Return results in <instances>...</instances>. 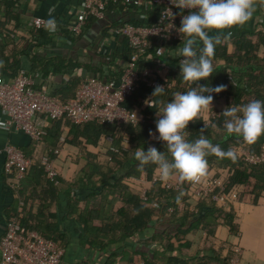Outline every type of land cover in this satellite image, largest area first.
Segmentation results:
<instances>
[{"label": "trees", "instance_id": "obj_1", "mask_svg": "<svg viewBox=\"0 0 264 264\" xmlns=\"http://www.w3.org/2000/svg\"><path fill=\"white\" fill-rule=\"evenodd\" d=\"M254 3L256 11L262 12L264 0H254ZM108 7L119 12L131 10L130 15H133V19H128L126 23L134 25H148L157 16V11L152 9L153 7L150 4L143 8L142 14L138 13L132 6L122 3H110ZM147 16L151 19L146 20ZM33 30L31 37L42 36L39 29L34 28ZM216 34L214 32L211 35ZM255 34L257 40L253 41L252 37ZM167 47L171 48L169 55L150 51L144 58L145 64L148 65L151 64L153 59H161L167 63L169 67L168 80L172 82V87L166 89L164 95L152 98L154 88H147L144 84L139 83L137 89L124 101V106L128 111H132L134 108L139 109L140 114L144 117L141 124L137 126L119 123L110 125H98L96 123L72 125L65 121L69 127V133L65 139L66 143L73 144L75 140L80 139L79 141H83L84 145L99 148L104 158L106 156L111 157L110 161L99 160L95 155L86 154V164L80 170L79 184L81 188L90 191V194L85 199H80L76 195L72 196L67 207L69 215L75 214L73 216L82 226L83 237L88 240L91 239L87 242L89 247L95 248L98 246L100 249L103 247L107 249L108 245L113 242L120 244V247L115 248L113 252H109L103 264H115L118 256L126 264H211L210 262L216 260V256L215 253L214 257L208 255V252L212 253L210 249L198 250L193 256L184 253V250L188 247L186 236L197 229L211 234L212 229L219 225L226 227L231 233H236L237 230L230 212H226L222 207L212 202H193L190 200L188 191L193 183L184 180L179 175L170 178L173 183L179 186L177 191L164 190L157 184L149 191L145 201L141 200L138 193L127 186L124 180L128 178L137 179L141 175L150 177L157 167L152 163L141 165L139 161L134 159L133 153L137 147H144L147 150L149 145H153L167 154V149L162 145L152 144L149 141V131L155 132L156 110L162 107L159 101L167 102L175 92H184L190 87L203 84H210L212 87L224 85L225 89L222 92L213 93L212 95L214 100L223 96L229 98L228 106L232 103H247L253 99L264 100V55L262 57L258 56L259 49L261 47L264 49V28L259 33H256V28L252 31H240L237 36L230 37L218 45L213 58L215 72L206 80L198 81L196 85L185 82L180 75L179 64L183 57L175 55L177 45L168 44ZM229 47H232L233 51L228 52ZM126 56L128 58V51L123 55L125 58ZM34 67H37L36 63ZM39 67L40 70L46 72V67L41 65ZM79 84L76 86L74 93ZM148 96H150L153 103L156 102L155 107L146 105ZM224 119L222 114L211 119L218 127L213 128L209 124L205 133L209 139L220 144L225 150L230 147L233 148V146L246 144L251 152L258 151L259 146L264 143V135H261L254 144L249 145L241 138L226 134L223 128ZM61 121L64 120L54 121L52 129L47 130L41 141L48 137L51 131L56 132L54 138L58 140ZM203 126L204 122L200 118L190 121L188 139L195 140L198 138L199 131ZM216 131H219V133ZM106 136L113 138V145L117 148L118 153L114 154L108 151V146L103 141ZM80 149H83V147ZM208 160L209 166L228 170L227 192L233 191L238 186L244 187L240 195L242 200L249 198L250 194L260 189L259 184H264V165L248 166L240 158L233 162L229 159H218L214 155H210ZM39 170L45 184L53 189V184L45 178L40 165ZM26 175L27 172L25 177ZM21 185L17 190L20 197H22ZM109 197L111 198L107 201ZM95 200H98L96 205L92 204L91 207L87 205L89 201L95 202ZM117 200L121 202V208L114 215L112 213L110 215L111 210L105 213L104 208H107L105 206L111 208ZM81 202H86L82 209L79 208ZM170 208L172 211L168 212L167 210ZM192 209H196L197 212H192ZM22 220L21 216L23 226L36 230L39 234L53 240L60 248L64 249L67 240L57 234L54 225L47 224L43 226L38 220L31 225ZM95 221H99L101 225L99 227L94 225ZM147 231H151V235L143 243L144 247L133 248L131 245L132 239L145 234ZM116 234L118 235L115 237ZM99 235H108L110 238L107 243H103L97 241ZM118 250H122V252ZM230 254L229 250L226 260L221 261L223 264H228Z\"/></svg>", "mask_w": 264, "mask_h": 264}, {"label": "crops", "instance_id": "obj_2", "mask_svg": "<svg viewBox=\"0 0 264 264\" xmlns=\"http://www.w3.org/2000/svg\"><path fill=\"white\" fill-rule=\"evenodd\" d=\"M81 10L82 0H0V80L13 78L19 70L37 71L41 74L38 85L45 86L47 92L62 99L72 98L76 86L84 78L95 73L99 78L116 81L126 64L127 56L125 58L123 55L127 51L129 53V49L126 40L111 35L110 29L120 21L126 23L128 19L132 20L131 10L119 12L107 7L103 20L91 19L79 35H72L68 32V26ZM260 13L255 10L247 23L228 30L231 32L230 37L237 36L240 31H252L254 28L256 33L262 32L264 23L259 22ZM35 18H41L45 22L43 27L37 28L42 33V36L37 38L30 36L35 28L31 26ZM49 19L55 20V31L48 29ZM150 19L151 17L147 16L146 20ZM214 32H209V35ZM252 40H257L256 34ZM231 51L233 48L229 47L228 52ZM263 55L264 49L261 47L258 56ZM35 63L37 67H34ZM40 65L46 67V72L40 70ZM229 102L230 99L225 96L217 98L212 102V110L216 114H202L200 120L206 116L211 119L220 116ZM155 116L158 119L157 115ZM7 121L6 114L0 110V239L4 233L6 219L20 214L22 221L31 225L36 220L43 226L54 225L57 234L67 240L60 264H103L109 252L120 247V244L113 242L107 249L89 247L87 242L91 239L83 237L82 226L73 216L75 214L69 215L67 208L72 196L85 199L90 194V191L81 188L79 184L80 170L86 164L87 153L95 155L99 160L105 159L100 149L84 145L80 139L75 140L73 144L66 143L69 127L65 121L60 122L58 140L54 138L56 132L51 131L41 142L31 140L14 127L7 128ZM53 124L54 122H50L47 130L52 129ZM151 137L149 136V141ZM61 138H64V143L60 142ZM7 144L16 146L32 160L26 177L20 183L22 197L18 194V189L11 188L13 181L3 171L2 151ZM81 147L83 149H80ZM55 150L57 154H54ZM44 156H50L58 173V184L52 183L53 189L45 184L39 170L40 160ZM224 171V168L209 166L208 175L220 176ZM241 187L243 192L244 187ZM258 187L260 189L250 194L249 198L242 200L239 197L237 201L222 207L233 216L236 233L229 232L221 225L213 228L211 234L197 229L186 236L188 247L184 253L193 256L198 250L210 249L212 253L208 252V255L214 257L215 253L217 260L210 263L223 264L221 261L226 260L229 250L238 247V264H264V184H259ZM97 201H89L87 205L91 207L92 204L96 205ZM85 204L86 202H81L79 208L82 209ZM105 207V213L111 210L110 215H114L121 208V202L117 200L111 208L107 205ZM93 224L98 227L101 225L99 221ZM150 235L151 231H147L133 238L132 247H144L143 243ZM109 238L108 235H99L97 241L107 243ZM115 264L126 263L118 256Z\"/></svg>", "mask_w": 264, "mask_h": 264}, {"label": "built area", "instance_id": "obj_3", "mask_svg": "<svg viewBox=\"0 0 264 264\" xmlns=\"http://www.w3.org/2000/svg\"><path fill=\"white\" fill-rule=\"evenodd\" d=\"M110 3L132 6L140 14L148 4L157 11L156 18L148 25H134L122 21L112 25L111 35L125 39L129 49V56L118 79L115 81L94 75L87 76L80 82L72 98L62 99L47 92L45 86L38 85V80L41 78L39 72L19 70L13 78L7 81L0 80V110L8 118L7 128L14 127L31 140L39 142L46 135L49 123L59 120L68 121L72 125L119 123L137 126L143 122V115L140 114L138 108L128 111L124 106V101L132 95L139 83L147 88H155L157 85L164 86L166 89L172 87V82L168 80L167 63L161 59H153L148 65L145 64L144 57L150 51L169 55L171 48L167 47L168 44H176L177 49L182 46L183 37L181 38L177 29L181 24L182 15L187 14L188 9L181 12L171 3V0H82V10L76 14L74 21L68 26V32L72 35H79L89 20H103ZM165 8L171 9L175 14L172 21L174 27H169L168 21L162 19ZM259 22L264 23V6ZM44 25L45 22L41 18H35L31 23V26L35 28ZM158 49L164 50L161 52ZM149 104H153L150 96L146 99V105L149 106ZM132 112L138 117L137 124L133 120ZM103 141L110 153H118L113 145L112 137L106 136ZM60 142L64 143V138H61ZM150 142L164 147L155 135L151 137ZM233 148L238 151L239 158L246 165H264V143L255 153L244 144L233 146ZM2 153L3 171L13 181L11 188L19 189L32 160L26 157L22 150L11 144L4 146ZM54 154H57V150ZM105 160L110 161L111 157L106 156ZM40 166L45 178L57 185L58 173L50 156L42 157ZM227 177L228 170L225 169L220 176L208 175L201 182L193 183L189 188L188 198L193 202H212L219 207H225L237 201L242 187L238 186L233 191L227 192ZM124 183L135 190L143 201L157 184L164 190L177 191L179 189V186L170 179L162 182L156 169L150 177L141 175L137 179H125ZM167 211L171 212L172 209ZM191 211L197 212L196 209ZM230 252L228 264H238L240 249L233 247ZM63 254L64 249L53 240L45 238L36 230L23 226L20 214L6 219L4 233L0 239V264H60Z\"/></svg>", "mask_w": 264, "mask_h": 264}, {"label": "clouds", "instance_id": "obj_4", "mask_svg": "<svg viewBox=\"0 0 264 264\" xmlns=\"http://www.w3.org/2000/svg\"><path fill=\"white\" fill-rule=\"evenodd\" d=\"M171 3L181 12L188 9L187 14L182 15L181 24L177 29L181 38L183 37V44L177 49L176 55L183 57L179 64L182 79L196 85L198 81L213 75L216 47L230 37L231 32L228 30L242 26L252 18L256 5L254 0H171ZM174 18L175 14L171 9L163 10L162 19L168 21L169 27H174ZM47 27L50 31H55V20L49 19ZM212 31L217 34L209 35ZM158 50L163 52L164 49ZM224 89V85H197L184 92H175L167 102L159 101L162 107L156 110L158 119L155 120V133L150 130L149 135H155V138L163 143L167 154L149 145L147 150L137 147L133 153L134 159L141 165L155 164L162 182L179 175L190 183H199L208 176L210 155L221 160L237 161L239 153L235 148L225 150L205 134L209 124L213 128L218 127L208 116L202 120L204 126L199 131V137L195 140L188 139L189 122L198 120L202 114L214 113L212 94H218ZM165 91L166 87L157 85L152 92V98L164 95ZM155 103L149 106L155 107ZM131 114L137 124L138 117L134 112ZM221 114L225 118L224 131L228 135L241 138L249 145L264 135L262 99H253L242 104L232 103Z\"/></svg>", "mask_w": 264, "mask_h": 264}]
</instances>
